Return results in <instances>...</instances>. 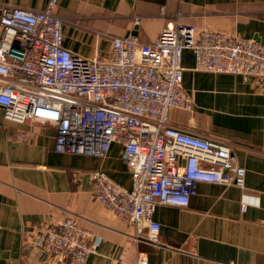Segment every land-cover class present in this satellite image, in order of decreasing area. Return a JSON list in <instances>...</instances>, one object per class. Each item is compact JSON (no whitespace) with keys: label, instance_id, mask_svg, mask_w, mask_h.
<instances>
[{"label":"crops","instance_id":"1","mask_svg":"<svg viewBox=\"0 0 264 264\" xmlns=\"http://www.w3.org/2000/svg\"><path fill=\"white\" fill-rule=\"evenodd\" d=\"M48 0H0L4 7L41 10ZM64 45L83 56L107 55L111 35L135 33L153 42L163 27L182 21L197 29L227 31L264 43V0H59ZM138 18V22H137ZM192 49L183 51V85L192 110L172 108V124L230 141L245 168L244 189L199 182L188 206L159 205L157 242L144 228L120 219L92 192V172L106 171L130 188L123 148L111 143L106 155L56 149L51 121L20 123L0 107V264H70L53 261L33 242L35 231L75 216L96 243L87 264H264V83L242 74L195 69ZM26 133L25 139L21 138ZM245 204V209L243 205Z\"/></svg>","mask_w":264,"mask_h":264},{"label":"built area","instance_id":"2","mask_svg":"<svg viewBox=\"0 0 264 264\" xmlns=\"http://www.w3.org/2000/svg\"><path fill=\"white\" fill-rule=\"evenodd\" d=\"M58 3L48 0L41 10L3 8L0 107L5 117L20 123L53 122L59 152L104 156L111 143H119L131 187L97 169L91 192L120 219L134 224L137 237L146 228L152 242L160 232L153 219L157 206H188L199 182L244 189L245 168L237 163L230 141L176 126L169 112L193 107L183 85L185 49L194 51L196 70L242 74L264 83V43L197 29L179 13L153 42L134 33L111 35L107 55L88 57L64 45ZM93 238L75 216H64L44 223L33 242L53 261L87 264L96 248ZM126 264H148V258L140 253Z\"/></svg>","mask_w":264,"mask_h":264},{"label":"rangeland","instance_id":"3","mask_svg":"<svg viewBox=\"0 0 264 264\" xmlns=\"http://www.w3.org/2000/svg\"><path fill=\"white\" fill-rule=\"evenodd\" d=\"M41 121H42V120H41ZM141 254H145V253H141ZM145 255H146V254H145ZM136 259H137V257H136ZM136 259H135V260H136ZM87 261H88V260H87Z\"/></svg>","mask_w":264,"mask_h":264},{"label":"bare ground","instance_id":"4","mask_svg":"<svg viewBox=\"0 0 264 264\" xmlns=\"http://www.w3.org/2000/svg\"><path fill=\"white\" fill-rule=\"evenodd\" d=\"M57 139V138H56Z\"/></svg>","mask_w":264,"mask_h":264},{"label":"water","instance_id":"5","mask_svg":"<svg viewBox=\"0 0 264 264\" xmlns=\"http://www.w3.org/2000/svg\"><path fill=\"white\" fill-rule=\"evenodd\" d=\"M135 34V33H134Z\"/></svg>","mask_w":264,"mask_h":264}]
</instances>
